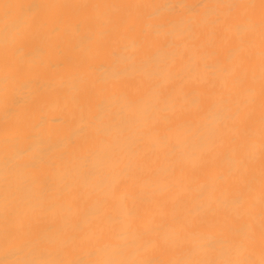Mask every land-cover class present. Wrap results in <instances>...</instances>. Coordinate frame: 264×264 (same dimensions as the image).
<instances>
[{
    "label": "bare ground",
    "instance_id": "6f19581e",
    "mask_svg": "<svg viewBox=\"0 0 264 264\" xmlns=\"http://www.w3.org/2000/svg\"><path fill=\"white\" fill-rule=\"evenodd\" d=\"M260 3L0 0V235L7 226L21 237L0 245V260L260 264ZM4 4L14 6L8 22L23 20L22 52L7 58ZM117 56L141 74L101 96L96 78L118 70ZM157 64L160 75L149 77ZM6 76L14 86L5 88ZM125 96L154 112L128 113ZM101 101L105 143L86 128ZM224 111L234 118L219 120ZM12 151L48 162L32 172L38 199L18 192L5 201ZM37 239L34 254L19 250Z\"/></svg>",
    "mask_w": 264,
    "mask_h": 264
},
{
    "label": "snow or ice",
    "instance_id": "6c2138e0",
    "mask_svg": "<svg viewBox=\"0 0 264 264\" xmlns=\"http://www.w3.org/2000/svg\"><path fill=\"white\" fill-rule=\"evenodd\" d=\"M14 7L13 5L4 4L3 8L5 9V20H6V33L9 37L5 41L6 47V58L8 55V51L11 50L12 56L19 55L22 50L15 48L16 38L20 36L21 28L23 26V20H12L8 22V16L10 15L7 11L8 9ZM226 7L233 8L234 5H228ZM254 7V6H252ZM261 9V21H260V31L262 40H264V0H261L260 3ZM159 15V10L154 13V16ZM117 71L111 72H102L96 78L97 92L99 95H103L104 92L110 86H116L121 81H131L134 80L138 74H141V69L130 59L125 60L122 56H117L114 58ZM262 59H264V54H262ZM7 66V65H6ZM224 73L227 74L230 69H223ZM149 77L159 76V64H157V71L154 73H148ZM5 88H7L10 84L15 85V81L11 80L9 77H5L3 81ZM261 88L262 95H264V67H262L261 73ZM124 100V108L128 113L134 115H140L148 117L151 112H154V109H144L140 110L139 106L136 103H133L128 100L125 96ZM109 111L105 108L104 102L101 101V104L98 105V115L89 120L86 124V128L90 129L95 137L101 138V143H105L106 141L102 138L106 137L109 132ZM230 118H234V114L230 115L227 111H224L219 114V120H227ZM262 126H264V118H262ZM163 146H167L165 141H161ZM63 163V161H62ZM48 162L33 157L31 155H26L21 152L12 151L11 153L5 154L4 159V168H3V183H4V196L5 201L7 202L10 195L18 193V192H28L29 194H35L38 199V194L36 193V184L32 178V172L41 169L42 167H47ZM262 187H264V144H262ZM55 207H49V211H54ZM127 215L131 216L133 213L128 211ZM111 222V220H110ZM262 237H264V233H262ZM21 237L18 233L10 232L8 227L6 226L2 235H0V245H3L5 248L11 243L13 240H20ZM40 241L31 240L26 241L24 245L19 249L20 251H25L26 254H34L38 250V244ZM0 264H56V262H51L47 260H0ZM76 264V262H74ZM90 264H155L152 261H132L127 259H100L91 261ZM179 264V262H178ZM194 264H252V262L248 260H205V261H196ZM260 264H264V258L260 260Z\"/></svg>",
    "mask_w": 264,
    "mask_h": 264
}]
</instances>
